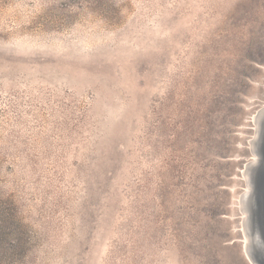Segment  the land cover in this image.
Listing matches in <instances>:
<instances>
[{
    "label": "rangeland",
    "instance_id": "obj_1",
    "mask_svg": "<svg viewBox=\"0 0 264 264\" xmlns=\"http://www.w3.org/2000/svg\"><path fill=\"white\" fill-rule=\"evenodd\" d=\"M263 108L264 0H0V264H251Z\"/></svg>",
    "mask_w": 264,
    "mask_h": 264
},
{
    "label": "water",
    "instance_id": "obj_2",
    "mask_svg": "<svg viewBox=\"0 0 264 264\" xmlns=\"http://www.w3.org/2000/svg\"><path fill=\"white\" fill-rule=\"evenodd\" d=\"M252 146L257 159L248 164L250 189L242 196L249 238L245 252L251 264H264V108L257 116V133Z\"/></svg>",
    "mask_w": 264,
    "mask_h": 264
},
{
    "label": "bare ground",
    "instance_id": "obj_3",
    "mask_svg": "<svg viewBox=\"0 0 264 264\" xmlns=\"http://www.w3.org/2000/svg\"><path fill=\"white\" fill-rule=\"evenodd\" d=\"M259 112H260V110H259ZM257 116H258V113H257ZM256 117V116H255ZM255 120L257 121V118H255ZM256 124H257V122H256ZM251 140H253V139H251ZM251 144V143H250ZM251 148V147H250ZM253 149V148H252ZM254 155V154H253ZM255 156V155H254ZM257 159V157L255 156V158H254V160H256ZM252 162V161H251ZM247 167H248V165H247ZM244 173H246V171H243ZM243 175H245V174H243ZM244 178H245V176H244ZM247 183H248V186H247V189H246V191H249V189H250V183H249V180H247ZM242 195V194H241ZM242 199V198H241ZM241 206H242V209H243V214H244V217H243V232H244V234H245V246H247V244L249 243V238H248V236H247V230H246V226H245V222H246V220H247V211L245 210V207H244V205H243V202L241 201ZM240 206V207H241ZM250 262V261H249ZM251 263V262H250Z\"/></svg>",
    "mask_w": 264,
    "mask_h": 264
}]
</instances>
